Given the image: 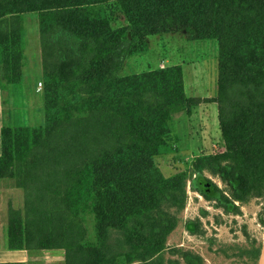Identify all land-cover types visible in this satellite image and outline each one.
Here are the masks:
<instances>
[{
  "label": "trees",
  "instance_id": "16d2710c",
  "mask_svg": "<svg viewBox=\"0 0 264 264\" xmlns=\"http://www.w3.org/2000/svg\"><path fill=\"white\" fill-rule=\"evenodd\" d=\"M39 1L0 0L3 92L23 81V16ZM68 3L36 10L45 124L5 122L1 131L0 180L27 198L25 211L10 208V247L63 248L67 264H178L164 253L186 206L188 173L166 176L157 158L178 140L174 114H190L200 100L187 96L181 63L126 70L152 37L217 42L210 101L226 149L198 156L191 173L207 200L238 211L236 201L264 197V0ZM205 171L231 181L232 196Z\"/></svg>",
  "mask_w": 264,
  "mask_h": 264
},
{
  "label": "rangeland",
  "instance_id": "374dc122",
  "mask_svg": "<svg viewBox=\"0 0 264 264\" xmlns=\"http://www.w3.org/2000/svg\"><path fill=\"white\" fill-rule=\"evenodd\" d=\"M68 2L39 1L35 10L24 14V49L29 60L24 61L23 81L3 94L6 123L34 127L45 124L44 85L40 92L37 91L38 80L43 81V52L36 10L41 6L68 5ZM218 56L216 41H188L184 33L169 34L150 38L149 52L130 60L126 70L141 72L150 67L181 63L187 96L200 100L193 107L192 116H187L186 111L174 114L173 130L176 135L180 134V141L178 136L173 151L157 158L166 176L188 173L186 206L178 213V225L168 238V249L164 253L166 260H178V264L187 263L185 254L188 252L200 256L204 264H256L254 252L261 246L264 235V197L236 201L240 209L235 211L234 202L229 203L223 198L207 200L197 187V176L191 173L198 156L221 153L226 149L220 131L218 104L208 99L218 94ZM204 175L218 184L227 196H232L234 186L231 181H224L209 171ZM26 200L25 189L17 187L13 180H0V208L9 205L25 211Z\"/></svg>",
  "mask_w": 264,
  "mask_h": 264
},
{
  "label": "crops",
  "instance_id": "0c3cea01",
  "mask_svg": "<svg viewBox=\"0 0 264 264\" xmlns=\"http://www.w3.org/2000/svg\"><path fill=\"white\" fill-rule=\"evenodd\" d=\"M24 57H25V61L29 60L28 56L26 55L25 49H24ZM164 61L166 62V60ZM25 69L26 67L25 68L23 67V73ZM39 80L38 83L41 81ZM38 83H37V91L40 92L38 90ZM4 93L7 92H3L0 88V155L2 153L1 131L3 125L5 124V119H4L5 115H4V106H3L4 104L2 101ZM208 99H212V98H208ZM193 113L194 111L192 109V112L190 114L187 113V116L190 115L192 116ZM178 136L180 141L181 138L180 134ZM0 209L3 212V215L0 216V264H67L66 250L63 248L12 249L10 247V241H9L10 207L9 205H6ZM2 237H5V241H2L3 243L1 242Z\"/></svg>",
  "mask_w": 264,
  "mask_h": 264
},
{
  "label": "water",
  "instance_id": "95a60500",
  "mask_svg": "<svg viewBox=\"0 0 264 264\" xmlns=\"http://www.w3.org/2000/svg\"><path fill=\"white\" fill-rule=\"evenodd\" d=\"M256 264H264V235L261 242V246L259 248V253L256 259Z\"/></svg>",
  "mask_w": 264,
  "mask_h": 264
},
{
  "label": "built area",
  "instance_id": "2783aa9c",
  "mask_svg": "<svg viewBox=\"0 0 264 264\" xmlns=\"http://www.w3.org/2000/svg\"><path fill=\"white\" fill-rule=\"evenodd\" d=\"M43 85H44L43 81H40L39 82V86H38L39 91L42 90Z\"/></svg>",
  "mask_w": 264,
  "mask_h": 264
}]
</instances>
